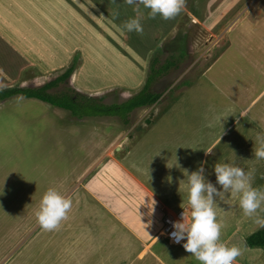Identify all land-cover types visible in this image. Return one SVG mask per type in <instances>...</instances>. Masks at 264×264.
Masks as SVG:
<instances>
[{
    "label": "rangeland",
    "instance_id": "374dc122",
    "mask_svg": "<svg viewBox=\"0 0 264 264\" xmlns=\"http://www.w3.org/2000/svg\"><path fill=\"white\" fill-rule=\"evenodd\" d=\"M262 1L186 0L185 9L171 20L159 15L150 19L149 10L141 6L143 34H138L122 30L124 22L136 15L134 6L124 0L115 4L112 0H0V89L39 88L73 65V74L50 93H75L117 105L143 89L152 60H157L155 68L173 58L177 64L150 83L148 91L160 95L158 101L132 111L127 123L118 117L78 120L67 111L20 96L0 102V264H101L100 254L86 252L91 236L76 225L85 222L72 219L73 214L84 215V208L92 207L85 196L87 177L110 158L107 155L119 156L135 147L147 153L164 145V156L176 162L180 141L175 139L191 138L194 128L203 130L201 136H214L216 129H206L212 126L205 124L211 116L203 114L212 110L213 103L218 105L213 111H226L223 107L235 102L236 114L248 105L243 91L238 89L233 96L227 91L228 79H236L233 73L228 75L229 55L236 65L244 63L233 59L236 53L228 49L227 33L243 15L253 10L252 17L261 9ZM230 4L231 15L227 12ZM262 89L257 84L255 90ZM255 123L241 120L233 133L222 126L229 136L211 159L230 157L234 165L251 173L254 188L264 190V159L254 155L255 135L262 127ZM190 146L189 142L183 147ZM182 153L183 157L187 154ZM192 159L200 160L195 152ZM90 165L92 170L85 173ZM49 188L72 201L68 218L53 231L42 229L34 215ZM217 205L222 222L240 226L227 242L223 241L226 233L221 232L223 243L241 249L236 260L264 264V249L246 245L247 236L264 225L244 215L238 196L225 194ZM223 211L238 217H226ZM184 212L188 217L190 212ZM258 215L264 218V210H258ZM160 235L170 239L163 222ZM97 242L105 246L103 238ZM173 246V258L167 264H181L175 255L182 249ZM188 261L199 264L194 257ZM114 264L142 263L120 260Z\"/></svg>",
    "mask_w": 264,
    "mask_h": 264
},
{
    "label": "crops",
    "instance_id": "0c3cea01",
    "mask_svg": "<svg viewBox=\"0 0 264 264\" xmlns=\"http://www.w3.org/2000/svg\"><path fill=\"white\" fill-rule=\"evenodd\" d=\"M220 8L212 9L213 13H216ZM227 12L231 15V4ZM252 12L253 10L250 11V13ZM255 12L252 16L253 20L250 13L245 14L238 21L232 23L230 31L227 33L230 40L228 49H233L236 53L233 59L244 62L241 65H236L231 61V55H229L228 75L231 76L233 73L236 79L233 81L228 79V83H226L229 96L235 95L238 89L247 96L244 99L249 103L242 111L236 114L235 106L237 104L235 102L223 107L227 109L226 111L219 109L213 111L218 106L213 103L212 112L206 111L203 114L207 113L206 116H211V119H207L205 124L212 126L206 129H216L212 130L216 131L212 134L214 136L211 139L201 136L203 130L194 128L192 132L195 134L191 138L186 136L184 140L183 138L175 139V141H180L178 142L180 154L176 162L172 160V157L164 156L167 153L164 145L147 153H139V147H135L133 151L119 156L114 153L107 155L110 158L102 163V166L99 165L89 178L87 177L89 180L88 182L86 180L85 196L86 199L91 200V204L87 205L92 207L84 208V215L73 214L72 219L73 222H77L79 219L83 223L89 222L88 226L79 222L76 225L81 227V232L85 231L87 235L91 236V239H88L86 243V247H88L86 252L87 254H100L99 262L101 264H114L120 260L124 263H131L135 260L142 264H167L171 261L174 242L160 233L166 215L180 210L190 212L185 188L187 176L183 170L187 169L190 174L196 171L202 162H206L203 165L206 179L212 182L218 190H222L216 184L214 165L216 163L233 164L234 160H230V157H219L215 160L211 158L221 141L229 136L224 128L229 127L233 133L236 124H239L241 120L250 119L256 121L255 124L261 125L262 130L258 133H264V104H260L261 99L264 98V0L261 3V9L255 10ZM257 84L263 86V89L258 92L255 90ZM218 85L221 89L220 82ZM235 114L236 117L233 119L231 116H235ZM228 120L232 121L225 124ZM189 142L191 143L190 148L185 149L183 146ZM255 142L257 143L256 139ZM228 147L232 149L234 146L228 144ZM184 151L187 153L185 157L182 156ZM194 152L200 158L199 161L192 159ZM91 170L92 165L84 169L85 173ZM78 195L77 193L76 196ZM226 195L233 197L230 192ZM152 200L155 201V205L154 212L150 214ZM73 212L75 213V210ZM216 215L217 222L222 224L221 232L226 233L223 241L227 242L233 233L239 231L240 226L237 223L229 226L230 223L221 221L220 213H216ZM222 215L230 216L233 219L237 216L235 212L231 213L230 211L229 215H226L224 211ZM143 224L149 226L145 228ZM229 227L232 228L231 231H229ZM95 232L98 234H93ZM98 235L104 239V247L103 242H97V240H102V238L96 239ZM116 243L121 245L118 246ZM100 247H103L104 251L99 250ZM173 247L182 249L175 255L181 264H187L188 260L193 257L182 246ZM116 250L119 255L116 254ZM170 257L171 260H169ZM242 261L235 260L234 262L237 264L248 263Z\"/></svg>",
    "mask_w": 264,
    "mask_h": 264
},
{
    "label": "clouds",
    "instance_id": "9594fccd",
    "mask_svg": "<svg viewBox=\"0 0 264 264\" xmlns=\"http://www.w3.org/2000/svg\"><path fill=\"white\" fill-rule=\"evenodd\" d=\"M124 2L134 6L136 15L135 18L124 22L122 30L138 34H143L141 20L144 13L141 6L149 10L148 18L155 19L159 15L164 20L175 19L186 6V0H124ZM112 3L115 4L116 0H112ZM256 141L254 155L257 159H264V133H258ZM204 163L206 162H202L200 167L190 174L187 169L183 170L187 176L185 188L190 213L186 217L183 211L181 221L171 222L173 231L170 233V239L177 244L186 241L182 247L199 264H234L236 258L241 255V249L237 246L229 247L221 241L222 224L217 222V198L222 199L229 192L238 196L239 206L244 215L254 217L256 223L264 225V218L258 215V210H264L262 208L264 190L252 186V175L246 173L244 169L234 164L216 163L213 171L216 184L222 189L218 190L206 179ZM154 205L155 201L152 200L150 214L154 212ZM71 208V199L61 195L55 188H49L43 193L34 215L42 229L53 231L68 218ZM148 226L145 225V228Z\"/></svg>",
    "mask_w": 264,
    "mask_h": 264
},
{
    "label": "trees",
    "instance_id": "16d2710c",
    "mask_svg": "<svg viewBox=\"0 0 264 264\" xmlns=\"http://www.w3.org/2000/svg\"><path fill=\"white\" fill-rule=\"evenodd\" d=\"M181 56H183L182 53L179 54L178 58L180 59ZM172 60L173 62L167 60L159 68H155L157 60H152L150 65V76L147 77L146 84L143 89L132 98L117 105H105L98 102L97 99L83 97L75 93H50V90L63 84L73 74V65L67 68L61 76L39 88L13 87L0 89V102L20 96L25 99L38 100L59 110L67 111L71 117L78 120L96 117H118L124 121V123H127V116L132 111L138 108L150 106L158 101L160 95L150 93L148 88L150 83L154 81V77L158 78L162 74H167L169 69L177 66L175 58ZM246 244L251 248L264 249V228L247 236Z\"/></svg>",
    "mask_w": 264,
    "mask_h": 264
},
{
    "label": "built area",
    "instance_id": "2783aa9c",
    "mask_svg": "<svg viewBox=\"0 0 264 264\" xmlns=\"http://www.w3.org/2000/svg\"><path fill=\"white\" fill-rule=\"evenodd\" d=\"M182 213H183V211H178L176 213H173L171 215H167L164 217V219H163L164 231L169 238H170V233L173 231V228L171 226V222L181 221L182 220Z\"/></svg>",
    "mask_w": 264,
    "mask_h": 264
}]
</instances>
